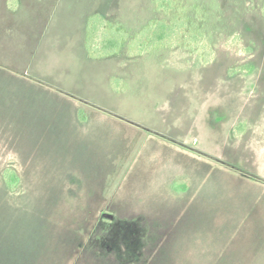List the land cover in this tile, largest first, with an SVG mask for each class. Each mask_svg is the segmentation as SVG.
Instances as JSON below:
<instances>
[{
  "label": "rangeland",
  "instance_id": "obj_1",
  "mask_svg": "<svg viewBox=\"0 0 264 264\" xmlns=\"http://www.w3.org/2000/svg\"><path fill=\"white\" fill-rule=\"evenodd\" d=\"M154 1L0 0V250L43 235L73 192L104 206L79 217L136 203L170 229L231 222L232 263L264 264V0H219L220 23L190 43L194 6L170 45L136 55ZM110 28L128 39L98 55Z\"/></svg>",
  "mask_w": 264,
  "mask_h": 264
},
{
  "label": "crops",
  "instance_id": "obj_2",
  "mask_svg": "<svg viewBox=\"0 0 264 264\" xmlns=\"http://www.w3.org/2000/svg\"><path fill=\"white\" fill-rule=\"evenodd\" d=\"M64 194L72 196L73 192ZM83 194L99 192L92 188ZM71 196L63 208H52L50 220L40 219L43 235L39 232L31 237L36 241L29 238V245L15 251L11 244L6 245L4 235L1 264H16L17 259L19 264H25L27 256H33V264H233L231 245L228 247L231 222H224L225 228L221 229V224L215 228L181 219L170 229L168 220L134 213L140 208L136 203L123 208L127 212L119 208L121 217H90L93 214L89 213V217H79L73 212L100 211L104 206L99 199L91 202L90 197L84 204H73ZM158 206L156 209L161 210Z\"/></svg>",
  "mask_w": 264,
  "mask_h": 264
},
{
  "label": "trees",
  "instance_id": "obj_3",
  "mask_svg": "<svg viewBox=\"0 0 264 264\" xmlns=\"http://www.w3.org/2000/svg\"><path fill=\"white\" fill-rule=\"evenodd\" d=\"M183 1L181 0L183 4H178V7H174L176 0L154 1V11L158 12V17L155 16L152 21L148 22L147 28L142 30L135 39L137 43H135L134 53L136 55L149 53L157 46L170 45L174 39L178 38L180 32L188 28L189 17L186 13L193 11L194 6V11L196 9L199 13V25L197 26L198 33L190 38V43H195L201 36L206 38L210 36L213 28L220 23L219 0H192V3ZM169 11H175V14L165 18ZM92 19L90 21H93ZM97 25L98 27L94 24L92 31H98L99 24ZM128 35L123 30L116 31L113 28H110L109 32L100 33L95 52L103 56L117 53L125 45Z\"/></svg>",
  "mask_w": 264,
  "mask_h": 264
}]
</instances>
